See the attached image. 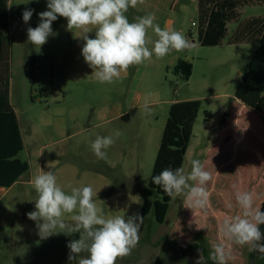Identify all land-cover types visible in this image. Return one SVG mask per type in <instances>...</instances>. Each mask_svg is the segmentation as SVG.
<instances>
[{
    "label": "rangeland",
    "instance_id": "rangeland-1",
    "mask_svg": "<svg viewBox=\"0 0 264 264\" xmlns=\"http://www.w3.org/2000/svg\"><path fill=\"white\" fill-rule=\"evenodd\" d=\"M46 3L8 0L10 100L25 142L21 157L30 170L12 187L0 189V264H71L67 244L79 233L42 240L36 222L27 217L35 210L37 195L30 181L40 168L52 170L61 186L91 185L106 216L141 214L145 198L157 196L149 184L172 100L201 102L183 169L189 173L191 161L198 159L211 173L208 204L192 210L185 207V196L173 197L165 222L157 223L153 212L145 217L138 246L117 264H156L158 258L164 264L172 256L178 264H196L200 255L204 264H213L209 253L217 243L230 248L234 259L228 264H264L263 258H250L248 246L227 241L219 232L225 218L239 214L237 190L254 192L256 207L261 208L264 198V125L257 112L235 97L258 46L237 41L251 39L248 23L264 18V3L241 7L221 44L203 46L199 0H144L129 9L130 22L154 14L155 23L183 32L192 47L161 59L153 56L110 84H100L91 75L81 55L84 41L76 38L80 32L74 30L75 37L68 31L65 18L53 22L57 35L40 50L27 42V29L38 26V13L47 10ZM26 8L34 9L27 24L22 19ZM89 36L94 38V32ZM148 37L157 39L152 29ZM177 54L191 64L188 80L171 68ZM146 99L151 115L142 110ZM127 114L129 120H123ZM117 130L121 135L107 150L108 159H98L91 142Z\"/></svg>",
    "mask_w": 264,
    "mask_h": 264
},
{
    "label": "clouds",
    "instance_id": "clouds-1",
    "mask_svg": "<svg viewBox=\"0 0 264 264\" xmlns=\"http://www.w3.org/2000/svg\"><path fill=\"white\" fill-rule=\"evenodd\" d=\"M143 3L144 0H47V10L38 13V26L27 29V42L40 50L50 36L57 35L52 24L58 17H63L68 31H72L75 37L74 30L80 32L76 38L84 41L81 55L92 69L91 75L100 84L113 83L121 78L122 72L151 60L153 56L161 59L173 51L182 52L192 47L183 32L161 28L155 23L154 14L137 16L130 22L129 9ZM33 12L34 9L29 8L23 11L22 19L26 24ZM149 29L155 33V41L148 37ZM93 32L94 38H90L89 33ZM142 110L147 115L152 114L147 99ZM120 135L118 130L108 136L97 135L90 144L92 153L98 159L107 160V150ZM211 178L205 165L193 159L189 173L186 174L182 167L165 168L152 177V182L168 197L185 196V207L193 210L206 208L209 199L206 185ZM30 183L37 195L35 210L28 212L27 217L36 222L39 237L44 240L61 233H79L78 239L67 244L71 264H117L138 246L144 220L140 213L106 216L97 206L98 192L91 185L61 186L52 170L40 168ZM255 198L254 192L237 190L235 201L239 214L225 218L219 232L227 241L241 247L248 246L250 252H258L264 258V232L260 228L264 225V211L254 206ZM66 216L71 222L66 221ZM209 259L213 264H228L234 257L225 243H217L212 245ZM196 264H204L202 255Z\"/></svg>",
    "mask_w": 264,
    "mask_h": 264
},
{
    "label": "trees",
    "instance_id": "trees-1",
    "mask_svg": "<svg viewBox=\"0 0 264 264\" xmlns=\"http://www.w3.org/2000/svg\"><path fill=\"white\" fill-rule=\"evenodd\" d=\"M264 3V0H199V42L203 46H217L228 33V24L239 18V9L244 5ZM251 39L258 46L251 57L248 71L244 74L235 97L243 105L253 109L264 125V18L252 19L248 23ZM238 42V41H237ZM11 36L9 32L8 0H0V187L8 189L30 170L28 161L22 159L25 149L17 113L10 102L11 79ZM185 80L191 74V64L179 60L175 66ZM201 102L180 101L171 105L164 128L158 155L150 179V188L157 194L155 199L146 197L141 215L147 217L152 212L155 220L163 224L166 220L173 197H168L152 182V177L165 168H183L193 128L197 120ZM261 210L264 211V198ZM264 232V225L260 226ZM251 259L261 258L258 252H251ZM264 259V258H263ZM158 258L156 264H160ZM164 264H178L177 258L167 257Z\"/></svg>",
    "mask_w": 264,
    "mask_h": 264
},
{
    "label": "crops",
    "instance_id": "crops-1",
    "mask_svg": "<svg viewBox=\"0 0 264 264\" xmlns=\"http://www.w3.org/2000/svg\"><path fill=\"white\" fill-rule=\"evenodd\" d=\"M186 8L185 7H183V10L184 11H186L185 10ZM253 19H262L261 17H255V18H253ZM238 42H243L242 40H241V38H239L238 39ZM179 60H183V57H182V55H180V54H177L173 59H172V62H171V68H175V66L177 65V63L179 62ZM10 102H11V100H10ZM170 103H175V101L174 100H172ZM12 104V103H11ZM13 106V105H12ZM14 108V107H13ZM15 110V109H14ZM16 112V111H15ZM25 143V142H24ZM0 189H5V188H2V187H0Z\"/></svg>",
    "mask_w": 264,
    "mask_h": 264
},
{
    "label": "water",
    "instance_id": "water-1",
    "mask_svg": "<svg viewBox=\"0 0 264 264\" xmlns=\"http://www.w3.org/2000/svg\"><path fill=\"white\" fill-rule=\"evenodd\" d=\"M129 118H130V115L129 114H127V115H125V116L122 117L123 120H129Z\"/></svg>",
    "mask_w": 264,
    "mask_h": 264
}]
</instances>
